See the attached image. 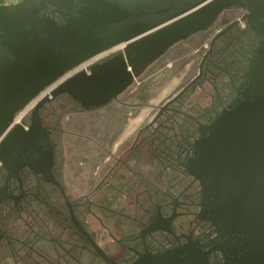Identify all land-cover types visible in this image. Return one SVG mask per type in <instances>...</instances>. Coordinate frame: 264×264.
Returning <instances> with one entry per match:
<instances>
[{"label":"flooded vegetation","instance_id":"flooded-vegetation-1","mask_svg":"<svg viewBox=\"0 0 264 264\" xmlns=\"http://www.w3.org/2000/svg\"><path fill=\"white\" fill-rule=\"evenodd\" d=\"M247 15L224 12L104 105L89 87L14 116L0 131V264H251L240 205L208 152L224 117L261 103Z\"/></svg>","mask_w":264,"mask_h":264},{"label":"water","instance_id":"water-1","mask_svg":"<svg viewBox=\"0 0 264 264\" xmlns=\"http://www.w3.org/2000/svg\"><path fill=\"white\" fill-rule=\"evenodd\" d=\"M233 9L248 12L264 55V0H0V131L66 73L124 44V53L51 94L95 87L99 106L106 104L173 46ZM262 92L251 114L236 110L221 120L208 150L214 177L226 180L221 194L240 205L251 264H264Z\"/></svg>","mask_w":264,"mask_h":264},{"label":"built area","instance_id":"built-area-1","mask_svg":"<svg viewBox=\"0 0 264 264\" xmlns=\"http://www.w3.org/2000/svg\"><path fill=\"white\" fill-rule=\"evenodd\" d=\"M115 47L111 48L108 51H105L97 56H95L94 58L88 60L87 62L83 63L82 65H80L79 67L69 71L63 78H61L58 82H56L55 84L49 86L48 88H46L43 92H41L36 98H34L25 108H23L20 112H18L17 118H16V122L20 123L22 120V116H24L25 114H27L28 111H31L33 109V107H35L37 104H39L40 102H42L45 98L50 97L52 92L56 89L57 86L60 85V83L68 76L71 75L72 73L78 72V71H87L89 70V68L91 67L92 64H94L96 62V60L103 54L113 50Z\"/></svg>","mask_w":264,"mask_h":264},{"label":"crops","instance_id":"crops-1","mask_svg":"<svg viewBox=\"0 0 264 264\" xmlns=\"http://www.w3.org/2000/svg\"><path fill=\"white\" fill-rule=\"evenodd\" d=\"M173 87H174V86L168 88V89L162 94L161 99H164L165 97H167V96L170 94V92L173 90Z\"/></svg>","mask_w":264,"mask_h":264}]
</instances>
